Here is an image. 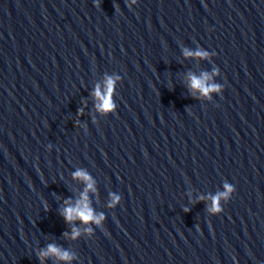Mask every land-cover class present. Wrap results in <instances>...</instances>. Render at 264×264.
Instances as JSON below:
<instances>
[{
  "label": "clouds",
  "instance_id": "clouds-1",
  "mask_svg": "<svg viewBox=\"0 0 264 264\" xmlns=\"http://www.w3.org/2000/svg\"><path fill=\"white\" fill-rule=\"evenodd\" d=\"M136 0H133V3H135ZM99 6V5H96ZM184 55L186 57L189 56H196L200 58H207L209 56V53L203 50H196L195 52L189 51L187 48L184 50ZM219 70H214L213 74H218ZM119 77H106L104 89L101 91L100 85L96 86L94 96L97 98L99 103L97 104V108L102 111H111L115 109V104L111 100V95L114 90L115 81L118 80ZM212 79V75H210L207 72L202 73L199 77L189 73V87L193 89L194 91H199L201 95L209 97L210 93L216 92L220 93L223 89V85L216 84V83H208ZM210 98V97H209ZM74 178H79L85 182V189L81 193V198L76 202L75 205H72L70 201L65 202V207L63 208L61 215L63 216L66 223H72L75 220H80L84 224L88 223H94L99 227H103L102 221L105 220V216L103 213L96 215L94 213V209L91 207V202L89 200L88 192L93 191L95 192L96 189L94 187V181L92 180V177L84 170H77L73 174ZM225 191L219 192L215 196L211 197L212 206L208 208V211L210 213H217L220 214L223 212V208L220 206V200L225 199L227 200L229 194L234 191V188L231 184L225 183L224 184ZM111 195V202L108 205L110 208H115L121 201V197L119 195H116L115 193L110 194ZM86 232L89 234L92 233L91 228H86ZM65 236L68 234L65 233ZM80 231L78 228L72 229L71 238L76 239L79 237ZM49 256H55L59 260L62 261H68L70 262L74 257L73 254L69 251L62 249L54 244H49L46 249L41 250L39 252V257L41 261L45 257Z\"/></svg>",
  "mask_w": 264,
  "mask_h": 264
}]
</instances>
